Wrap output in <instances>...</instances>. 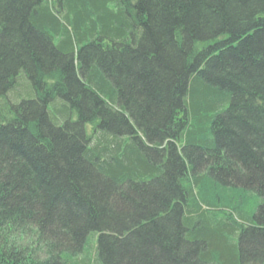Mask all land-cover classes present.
I'll use <instances>...</instances> for the list:
<instances>
[{
	"label": "trees",
	"instance_id": "obj_1",
	"mask_svg": "<svg viewBox=\"0 0 264 264\" xmlns=\"http://www.w3.org/2000/svg\"><path fill=\"white\" fill-rule=\"evenodd\" d=\"M0 264H264V0H0Z\"/></svg>",
	"mask_w": 264,
	"mask_h": 264
}]
</instances>
